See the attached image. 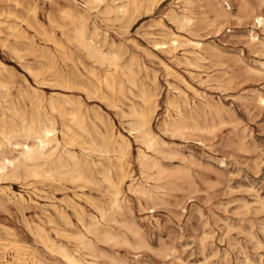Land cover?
Listing matches in <instances>:
<instances>
[{"label":"rangeland","instance_id":"1","mask_svg":"<svg viewBox=\"0 0 264 264\" xmlns=\"http://www.w3.org/2000/svg\"><path fill=\"white\" fill-rule=\"evenodd\" d=\"M20 1L34 6L44 27L61 36L50 19L58 18L66 0ZM106 2L92 10L88 33L95 21L98 39L106 37L109 44L114 43L103 49L118 55L122 71L116 81L123 86L111 89L105 83L107 67L73 45L68 44L60 55L54 44L22 21L24 17L32 20V13L17 9L13 15L0 16L4 23L0 24V59L15 80L26 77L35 84L24 66L46 71L50 80L58 78L61 70L78 68L105 97L88 99V106L113 121L115 134L130 140V178L124 185L118 223L113 225L119 240L97 243V263L264 264V104L258 99L264 96V27L255 26L249 18L237 19L242 5L264 14V0H229L235 15L231 21L218 19L203 2L195 3L193 33L178 29L170 19L171 11H182L183 0H165L151 14L134 21L119 13L102 14ZM8 24L18 26L14 36L24 33L22 65L2 46L3 40H14L12 34L8 36ZM169 31L202 42L207 50L204 59L194 58L188 46L172 54L157 49L154 42L167 40L164 33ZM143 88L157 96L151 127L162 142L156 151L146 150L157 165L144 175L137 160L144 145L138 135L130 134L136 118L123 104L128 99L141 103ZM43 89L48 95L62 92ZM114 100L121 101L120 108L111 107ZM144 186L153 198L135 192ZM0 187L12 197L26 198L21 205L0 204V257H5L0 261H13L20 253L16 264H31L39 258L44 264H55L54 254L30 229L44 219L41 207L52 211L49 201L23 182L5 181ZM93 196L98 197L95 192ZM80 203L88 215H98L91 204ZM76 254L87 256V251Z\"/></svg>","mask_w":264,"mask_h":264},{"label":"bare ground","instance_id":"2","mask_svg":"<svg viewBox=\"0 0 264 264\" xmlns=\"http://www.w3.org/2000/svg\"><path fill=\"white\" fill-rule=\"evenodd\" d=\"M163 1L66 0L65 7L58 9V18L50 19L52 26L60 30V37L54 30L48 31L44 27L37 17L36 8L28 1L26 5L20 0H0V16L13 15L17 9L32 13V20L24 17L22 21L34 28L37 35L54 44L60 55L69 45H73L107 67L105 83L111 89L119 84L116 76L122 68L117 54L104 51L103 47H113L114 43L109 44L106 37L102 41L98 39L100 33L95 21L92 32L88 33L92 10L106 2L102 14L119 13L134 21L141 15L151 14ZM201 2L218 19L231 21L235 17L229 0H183L181 12L171 11V21L178 29L193 33L196 27L191 24L194 20L191 11L195 3ZM243 18L251 19L255 26L264 27V14L246 5H242L237 16V19ZM6 28L8 36L18 30L16 24H8ZM164 34L167 40L154 42L157 49L172 54L178 47L188 46L194 58L204 59L202 54L207 50L202 42L185 39L170 31ZM23 39L21 30L13 41H2V46L15 56L20 65L23 63ZM24 67L33 76L35 84L26 77L15 80L14 74L0 59V183L18 181L23 182L25 187L33 185L41 192V197L49 201L48 206L52 211L41 207L45 217L30 229L40 244L54 254L55 264H98L97 243L108 244L119 240L113 225L118 223L116 215L123 209L124 185L130 178V140L123 134H115L111 124L113 121L110 123L98 109L88 106V99L105 97L99 96L100 89L90 85L88 78L78 68L67 72L61 70L58 78L50 80L45 76L46 71ZM165 67L172 71L171 67ZM89 73L94 74V71L90 70ZM183 82L188 86L185 80ZM47 87L63 93L48 95L43 89ZM156 97L143 88L141 103L131 99L123 103L136 118L130 134L138 135L144 145L145 150L139 149L137 157L143 175L157 165L146 150L156 151V147L162 144L151 127L157 108ZM258 99L264 104V96L259 95ZM120 103L114 100L111 107L120 108ZM177 125L175 123L174 127L179 129ZM197 142L203 144V141ZM94 192L98 197L93 196ZM135 192L153 198L152 192L145 186L138 187ZM58 194L64 197L58 199ZM25 200L22 196H10L4 187H0V204L7 205L14 201V204L21 205ZM82 201L91 204L98 215H88L80 203ZM80 250L87 251L89 259L78 256L76 252ZM39 259L31 264H44ZM16 260H21L20 253L13 261L2 260L0 264H16Z\"/></svg>","mask_w":264,"mask_h":264}]
</instances>
